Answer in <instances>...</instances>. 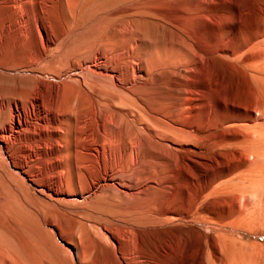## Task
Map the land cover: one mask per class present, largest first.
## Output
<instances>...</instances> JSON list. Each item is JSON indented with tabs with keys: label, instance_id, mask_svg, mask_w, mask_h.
<instances>
[{
	"label": "bare ground",
	"instance_id": "1",
	"mask_svg": "<svg viewBox=\"0 0 264 264\" xmlns=\"http://www.w3.org/2000/svg\"><path fill=\"white\" fill-rule=\"evenodd\" d=\"M0 264H264V0H0Z\"/></svg>",
	"mask_w": 264,
	"mask_h": 264
},
{
	"label": "rangeland",
	"instance_id": "2",
	"mask_svg": "<svg viewBox=\"0 0 264 264\" xmlns=\"http://www.w3.org/2000/svg\"><path fill=\"white\" fill-rule=\"evenodd\" d=\"M89 21H91L88 25L89 27L83 33L84 36H86V37L88 35L92 36L93 34L101 32L104 29V26L110 22L109 19L100 18V17H94ZM78 39H80V37H78ZM78 43H79V41H78ZM43 78L48 80V81H51V82L59 83V82L63 81V79H65V76L62 77L61 79H57V78H53L50 75H46V76H43Z\"/></svg>",
	"mask_w": 264,
	"mask_h": 264
}]
</instances>
